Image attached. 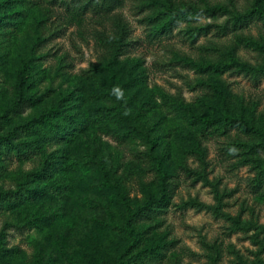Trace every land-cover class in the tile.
<instances>
[{
  "label": "rangeland",
  "instance_id": "1",
  "mask_svg": "<svg viewBox=\"0 0 264 264\" xmlns=\"http://www.w3.org/2000/svg\"><path fill=\"white\" fill-rule=\"evenodd\" d=\"M10 191L0 264H264V0H0Z\"/></svg>",
  "mask_w": 264,
  "mask_h": 264
},
{
  "label": "trees",
  "instance_id": "2",
  "mask_svg": "<svg viewBox=\"0 0 264 264\" xmlns=\"http://www.w3.org/2000/svg\"><path fill=\"white\" fill-rule=\"evenodd\" d=\"M214 11H215V9H212V10L211 9H204V10H202V9H196L194 7H191V6H186V7L167 6L164 10H162L159 13V16H160L159 18L167 19V21H166L167 23L164 25L162 24V27L160 29H161V31L169 29V26L172 24V22L174 20L179 19V18H183L189 14L204 13V12L213 13ZM251 13L247 14L246 17L251 15ZM115 56H117V54H115ZM104 66H107V65H104ZM102 69H105V67H102ZM27 72H29V65L24 64L23 68L19 74V82H18V85L16 87L18 90L19 96H17V99L15 100L14 104L10 107V109H9L10 111H12V110L17 111L18 108L23 104H30V106H34L38 101L31 96L28 97L27 95H24L25 94V85H26L27 80H28ZM89 89H90L89 94L92 95L94 92L91 91V86L89 87ZM96 93L98 94L97 90H96ZM102 110L104 111L105 109L102 107H92L87 112V114H88L87 117H85V116L82 117L81 115L78 116L75 113H73L72 115H69L68 116V117H70L69 119H72L76 122V125H75L76 128H72L75 131L74 133H76L77 130H81L86 124L87 125L90 124L93 115L94 114L98 115L99 113L102 114L103 113ZM201 119L206 125L211 121L209 118H201ZM106 181H102L99 186L103 187V189L107 190L110 193V196L114 198L113 202L118 204V207H119L120 203L123 200H125V197H124L125 192L120 190L119 188H117V186H115L113 183H111L108 179H106ZM26 197L29 198L28 196H26ZM151 200H152L151 203L155 202L158 205L161 204L163 201V200H159V199H156V200L151 199ZM23 202H24V199L21 200L18 197L17 192L10 191L7 193H0V208H4V207L6 208L7 206H11L12 204L16 205L18 203L21 204ZM149 204H150V202H149ZM138 209H141V207H138L137 210ZM135 214H136V211H135ZM126 225H128V226L123 225V227H124V229L125 228L127 229V231L129 232L128 234L126 233V231L122 227H119V228L123 229L125 231L126 235L131 236V234L134 231V227L132 224L127 223V221H126ZM108 242L110 243L109 237H108ZM102 243H103V246L106 247V240L105 239L102 241ZM101 246H102V244H100V247ZM120 256H121V254H119L117 256V259H90V264H119L121 261H123V259H119ZM140 260L143 261L142 259H140Z\"/></svg>",
  "mask_w": 264,
  "mask_h": 264
}]
</instances>
